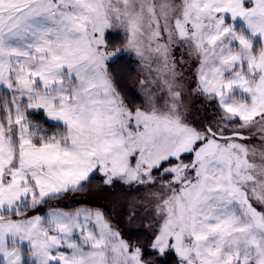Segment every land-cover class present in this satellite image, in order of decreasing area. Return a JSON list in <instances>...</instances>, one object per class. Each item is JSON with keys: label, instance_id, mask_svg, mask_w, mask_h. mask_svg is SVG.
I'll return each instance as SVG.
<instances>
[{"label": "snow or ice", "instance_id": "6c2138e0", "mask_svg": "<svg viewBox=\"0 0 264 264\" xmlns=\"http://www.w3.org/2000/svg\"><path fill=\"white\" fill-rule=\"evenodd\" d=\"M0 264H264V0H0Z\"/></svg>", "mask_w": 264, "mask_h": 264}, {"label": "rangeland", "instance_id": "374dc122", "mask_svg": "<svg viewBox=\"0 0 264 264\" xmlns=\"http://www.w3.org/2000/svg\"><path fill=\"white\" fill-rule=\"evenodd\" d=\"M136 85V83H135ZM77 200L86 202L87 206L92 208L106 209L111 214L114 220L119 224L128 227L126 220V213L128 212L127 202L131 197L122 189H110L107 187H97V182L87 191L83 196L77 197ZM65 204H72V198L64 201ZM85 206V205H84ZM137 211H140L137 207ZM141 214H144L141 212ZM146 225V221L139 225L143 227Z\"/></svg>", "mask_w": 264, "mask_h": 264}, {"label": "trees", "instance_id": "16d2710c", "mask_svg": "<svg viewBox=\"0 0 264 264\" xmlns=\"http://www.w3.org/2000/svg\"><path fill=\"white\" fill-rule=\"evenodd\" d=\"M118 40H119V38H117V42H118ZM134 68H135V65H128V64L123 63V62L113 66V70L121 76L122 85H124L129 90L135 87V83H136V79H137L136 75L134 74V71H133ZM130 98H134V97L130 96ZM94 183H96V181L93 182V185H94ZM79 206H84V205H79ZM107 213H109V212H107ZM113 223H114V225L116 224V221L114 219H113ZM133 238H135V237H133Z\"/></svg>", "mask_w": 264, "mask_h": 264}]
</instances>
